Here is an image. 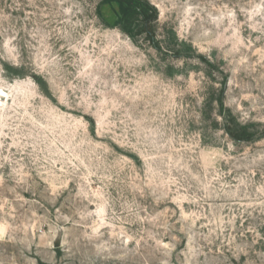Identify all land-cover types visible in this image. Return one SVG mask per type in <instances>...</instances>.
Segmentation results:
<instances>
[{"label": "rangeland", "instance_id": "obj_1", "mask_svg": "<svg viewBox=\"0 0 264 264\" xmlns=\"http://www.w3.org/2000/svg\"><path fill=\"white\" fill-rule=\"evenodd\" d=\"M105 1L0 0V264H264V0Z\"/></svg>", "mask_w": 264, "mask_h": 264}, {"label": "trees", "instance_id": "obj_2", "mask_svg": "<svg viewBox=\"0 0 264 264\" xmlns=\"http://www.w3.org/2000/svg\"><path fill=\"white\" fill-rule=\"evenodd\" d=\"M105 2L116 4L115 25L122 33L128 36L139 33L147 41L154 42V25L158 20V12L147 0H106ZM225 130L234 141L248 140L241 135L243 133L239 134L229 124L225 127Z\"/></svg>", "mask_w": 264, "mask_h": 264}, {"label": "snow or ice", "instance_id": "obj_3", "mask_svg": "<svg viewBox=\"0 0 264 264\" xmlns=\"http://www.w3.org/2000/svg\"><path fill=\"white\" fill-rule=\"evenodd\" d=\"M24 63H25V61H23V60L17 61L16 58L13 56L12 57V64L11 65L5 64L4 68L9 75H12L14 73L25 74ZM16 65H19V68H17ZM33 70L34 69H32L31 65H29L28 71L26 74L29 75L30 79H36L35 77L31 76V73ZM37 83L39 84L40 88L44 89V91L47 92L48 84L44 80H37ZM0 94H2V93H0Z\"/></svg>", "mask_w": 264, "mask_h": 264}]
</instances>
